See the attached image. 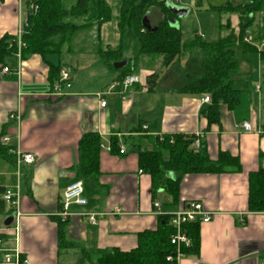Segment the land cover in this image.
I'll return each mask as SVG.
<instances>
[{"label": "crops", "instance_id": "crops-1", "mask_svg": "<svg viewBox=\"0 0 264 264\" xmlns=\"http://www.w3.org/2000/svg\"><path fill=\"white\" fill-rule=\"evenodd\" d=\"M172 6L184 7L180 1ZM27 8V0H0V37L19 35ZM147 17L152 26L161 15L152 8ZM93 27L97 34L90 36L87 47L77 48L74 34L68 49L59 54L4 57L3 65L9 71L0 73L1 139L11 149L31 153L34 160L17 168L0 157L14 168L0 175L5 189L12 188L18 199L17 244L29 264H79L80 249L89 254L101 248L131 249L139 231L156 228L155 201L161 203L162 213L196 201L212 214L208 222L198 225L197 253H182L176 264H264V212L247 208L248 174L264 167V119L260 114L264 74L259 56L264 50L256 47V56L242 57L240 63L248 73L253 63L257 66L261 80L253 87L257 103L249 96L241 97L234 109L221 104L219 122L208 124L202 113L208 102L201 100L202 95L187 92L186 82L173 85L180 79L173 74L178 72L173 66L180 64L181 56L162 68L154 87L148 89L146 77L156 71L142 67L133 74L136 82L125 89H111L120 71L108 68L99 58L97 48L108 40L102 25ZM48 62L58 66L59 73L62 68L68 70L67 86L56 88L51 82ZM12 113L19 114L18 122L10 118ZM244 121L250 123L251 131L235 127ZM88 131L96 132L101 141L97 179L82 176L78 169V140ZM173 134L196 135L205 143L210 160L220 150L236 155L240 171L187 173L181 176L175 199L162 189L153 196L150 176L139 172L137 152L151 149L157 139ZM111 140L118 151H111ZM73 180L81 182L86 202L70 205L63 238L73 245L60 247L59 211L64 190ZM91 213L96 215V223L89 222ZM4 219L0 232L7 227ZM4 233L12 246V230ZM0 264L11 263L0 260Z\"/></svg>", "mask_w": 264, "mask_h": 264}, {"label": "trees", "instance_id": "trees-1", "mask_svg": "<svg viewBox=\"0 0 264 264\" xmlns=\"http://www.w3.org/2000/svg\"><path fill=\"white\" fill-rule=\"evenodd\" d=\"M27 7L19 36L22 57L38 54L45 58L48 54H59L68 49V43L76 32L92 26L99 27L112 18L117 31V43L115 46L100 45L97 53L110 69H114V62L121 61L128 55L127 63L119 68L117 81L133 75L143 59L153 61L160 57L161 66L166 68L185 52L192 49L200 51L201 57L196 61L197 70L193 73L196 76L184 85V89L189 93L209 96L208 105L202 112L208 124L219 122L221 104L228 109H234L240 103L241 92L234 87L235 75L240 67L236 50L242 53L257 51L255 45L244 40L246 29L255 15H260L258 36L264 39V0H242L236 4L227 0L221 8L209 6L213 10L238 15V28L229 30L214 42L202 40L197 33L182 42L180 28L170 26L168 22L169 18L175 17L170 12V0H117L115 15L112 14L113 6L107 0H27ZM152 8L161 17L155 25L147 29L142 25V18ZM17 40L16 36L11 35L0 37L1 65L5 56L14 54L17 50ZM128 52L130 53L124 56ZM259 56L263 70L264 51H260ZM48 65L51 82L59 84V67L51 63ZM157 76L156 72L147 75L148 89L155 86ZM261 126L264 127V122ZM2 136L1 131L0 157L13 162L10 147L1 142ZM196 138V135H164L154 142L151 149L138 150L139 170L150 176L153 196L162 189L175 199L181 176L187 173L240 171L241 165L236 155L220 150L217 158L210 160L204 142L199 141L198 147L193 146ZM100 144L98 134L93 131L84 132L78 140V169L82 176L98 178ZM110 149L112 152L118 151L115 140H111ZM4 191L5 185L0 175V217L9 214L7 203L2 199ZM247 208L253 212H264V167L248 174ZM169 218V214L158 215L156 228L139 231L136 245L129 250L101 248L89 254L80 249L78 263L176 264V247L170 243L173 228ZM65 223L66 221L59 220L60 247L73 245L64 241ZM198 225L199 222H191L183 226L190 241L189 245L180 247L184 255L197 253ZM168 256L172 259L168 260Z\"/></svg>", "mask_w": 264, "mask_h": 264}, {"label": "rangeland", "instance_id": "rangeland-1", "mask_svg": "<svg viewBox=\"0 0 264 264\" xmlns=\"http://www.w3.org/2000/svg\"><path fill=\"white\" fill-rule=\"evenodd\" d=\"M233 4L237 2H241L242 0H230ZM108 3H110L113 6L112 14L115 15V5L117 4V0H107ZM180 6H184L189 9L186 16L177 18L176 21V27L180 28L181 33V40L186 41L193 37V35L197 32L200 33L202 40L207 42H214L219 39L222 35L226 34L229 30H236L238 28V15L233 12H225L223 10H213L210 9L207 5L205 0H202L201 4L198 6L196 5V0H180ZM151 22L153 23L156 19L153 17L150 18ZM155 24V23H154ZM228 25V26H227ZM260 25V15H255V18L253 22L247 27L245 35L249 37L250 43L255 45L258 50H264V46H260L263 39H260L258 36V27ZM103 31H105V37L106 40H108V44L111 46H115L117 43V31L115 27L114 19L112 18L109 22L103 23ZM96 28H89L85 30H80L76 32L75 34V40L78 41V47L77 48H83L87 47L88 44L91 43V35L96 36ZM199 35V34H198ZM101 46H104L103 42L100 44ZM128 53H124V56H126ZM238 60L240 61L242 65V57L248 58V57H255L256 53L254 52H248V53H242L239 50H236ZM199 57H201L200 51L196 49H192L191 51L185 52L181 58H180V64L175 63L173 66L174 70H178V72L181 71V73H178L177 71H174V75H180V79H176L173 83L174 86H180L184 85L183 83H187V77L191 79L193 78L192 75L196 70V61L199 60ZM188 63H187V61ZM161 59L160 57L156 58L153 61H146L142 60L140 62V65L137 68V73H139V68H146L151 69L153 71H156V73H160L162 70L161 66ZM187 64L186 66H184ZM190 65V66H188ZM256 64L253 63L251 66V71L248 73L245 70H243V66L239 67V70L235 76H239V78L234 79V87L238 88L241 92V97L246 99L249 98V96H254L253 100L255 103H257V97H255L253 93V87L254 84L257 82H260V78L258 75V70L256 68ZM189 70V71H188ZM264 70V67H263ZM187 71V72H186ZM191 71V73H190ZM136 72L134 74H136ZM184 72L188 73L187 77L184 75ZM185 83V84H186ZM250 92V95H248ZM262 94H260L261 97V117L264 119V86L262 85ZM254 103V109H256ZM241 108V107H240ZM13 166L10 163H7L0 159V173L5 172L7 170L12 171ZM2 218H0V222L2 221Z\"/></svg>", "mask_w": 264, "mask_h": 264}, {"label": "built area", "instance_id": "built-area-1", "mask_svg": "<svg viewBox=\"0 0 264 264\" xmlns=\"http://www.w3.org/2000/svg\"><path fill=\"white\" fill-rule=\"evenodd\" d=\"M180 0H170L172 5H178ZM21 33V32H20ZM19 35L17 36V50L15 51L14 55L17 57H20V40ZM199 34V33H197ZM200 35V34H199ZM201 36V35H200ZM244 40L246 42H250L249 37L246 35L244 36ZM260 46H264V39L261 42ZM9 71V68L5 65L0 64V73H7ZM59 81L60 83L57 84L56 88H59L60 85L67 86L70 81L69 72L66 68L60 69L59 73ZM137 81V77L135 75H129L126 76L121 81H116L113 84L110 85V88L113 89L115 87H120L122 89L127 88L131 84ZM259 86L256 85L255 89H258ZM201 100L203 102H209V96L208 95H202ZM105 101H100V106H104ZM10 118L15 119L17 122L19 121V114L18 113H12L10 114ZM235 127L242 128L244 131H251V125L249 122L244 121L240 124H235ZM1 142L4 144L5 138L1 139ZM194 147L199 146V139L198 137L194 140L193 143ZM121 151H123L121 149ZM11 154H13V164L18 168L20 164H30L34 158L31 153L27 152H20L18 150L11 149L9 150ZM141 172V170H139ZM83 193V187L79 180H73L70 182L63 193V198L61 202V209L59 211V217L61 221H66L69 217L70 213L68 212V209L72 203L76 204H84L86 202L85 198L82 196ZM2 199L7 203L9 214L5 215L4 217L11 216L12 222L9 226L1 228L0 232V260L4 263H11V264H29V260L27 257H25L20 248L18 247L17 241H18V224L17 219L20 216V212L18 210V199L17 196L12 188H6L4 193L2 194ZM160 202L155 201L153 203L154 211L157 215L160 214H169V222L173 228V233L170 236V243L173 244L176 247V254L174 256L175 261H177L183 254L180 250L181 246H187L189 245L190 241L187 235L185 234L183 230V226L186 223L191 222H208L212 214L206 210L203 209L200 202L191 201L188 203V205L175 212L171 213H162L160 211ZM119 210H116V213H118ZM88 220L91 223H96V215L94 213H91L88 215ZM12 230L13 234V240L14 244L12 246H8L7 244V236L4 233L6 230ZM168 260L172 259L171 256L167 257Z\"/></svg>", "mask_w": 264, "mask_h": 264}, {"label": "water", "instance_id": "water-1", "mask_svg": "<svg viewBox=\"0 0 264 264\" xmlns=\"http://www.w3.org/2000/svg\"><path fill=\"white\" fill-rule=\"evenodd\" d=\"M205 1L208 6L213 7V8H221L227 2V0H205ZM201 2L202 0H196V5L199 6ZM188 11L189 9L186 7H174V6L170 7V12L175 16V17H171L168 19L170 26L176 27V18L186 16ZM142 25L147 29H150L152 27L151 24L149 23L147 13L142 18ZM126 63L127 61L123 59L121 61L114 62L113 67L114 69H119L123 67ZM11 222H12V217L8 216L4 219L3 224L5 226H9Z\"/></svg>", "mask_w": 264, "mask_h": 264}]
</instances>
